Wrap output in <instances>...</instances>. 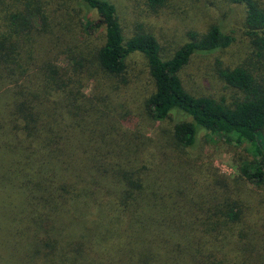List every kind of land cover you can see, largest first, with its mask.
Wrapping results in <instances>:
<instances>
[{
    "label": "trees",
    "instance_id": "obj_1",
    "mask_svg": "<svg viewBox=\"0 0 264 264\" xmlns=\"http://www.w3.org/2000/svg\"><path fill=\"white\" fill-rule=\"evenodd\" d=\"M167 2L146 5L156 12ZM217 2L240 9L253 54L251 63L217 70L235 92L230 102L196 96L180 77L192 57L233 45L222 19L190 31L164 59L151 33L124 36L108 0H0V84L5 75L20 82L7 93L10 131L0 151L5 261L228 264L230 246L264 251L263 209L242 203L239 195L248 186L264 187V0ZM34 47L45 58L65 56V67L41 63L36 78L26 80L21 56L32 58ZM132 54L145 59L153 83L144 112L168 125L153 152L144 145L151 140L119 131L112 112ZM88 80L96 83L92 98L83 92ZM200 132L245 147L232 185L216 171L203 184L193 178L200 166L183 154L196 147ZM33 156L44 181L30 187L21 167Z\"/></svg>",
    "mask_w": 264,
    "mask_h": 264
},
{
    "label": "rangeland",
    "instance_id": "obj_2",
    "mask_svg": "<svg viewBox=\"0 0 264 264\" xmlns=\"http://www.w3.org/2000/svg\"><path fill=\"white\" fill-rule=\"evenodd\" d=\"M108 1L116 8L124 36L129 38L134 31L138 30L151 33L157 39L161 56L164 59L171 57L179 46L188 41L187 34L190 31L205 30L211 23L222 19L226 28L231 30L235 37L233 45L224 51L192 57L189 64L181 71L180 77L186 90L196 96L224 98L227 102L233 99L235 92L219 78L217 70L220 67H234L243 62L251 63L253 60L250 40L245 35L240 9H224L226 7L223 5L218 6L217 0H168L163 8L154 12L147 7L146 0ZM211 1L214 3L211 4ZM216 7L219 9H214ZM94 35L99 36V33ZM31 52L33 59L27 55L21 56L26 69V80L36 78V68L41 63L54 62L64 67L66 65L65 56L54 55L53 58H45L40 55L37 47H34ZM126 65V82L120 85L118 105L115 112L112 111L115 123L119 131L127 130L143 142L146 139L151 140L144 145L153 152L155 142L164 141V132L167 135L168 125L153 122L144 112L143 99L153 90L145 59L140 54H132L127 58ZM16 77L5 75V84H0V151L3 149V143L8 140L10 131L8 107L11 98L7 96V93L13 92L14 86L20 83L15 82ZM25 79H21L22 84L27 85L28 89L31 88L32 83L26 82ZM95 87L96 83L93 80L84 82V94L92 98L97 94ZM120 113L124 116L121 117ZM183 156L192 159L200 166L193 174L198 184H203L205 177L216 171L217 175L224 177L223 179L232 185L239 174L238 167L245 162L246 152L244 146L229 145L218 135L200 132L196 147L192 151H186ZM37 158L34 156L28 160L22 158L24 161L21 167L22 180L28 181L30 187L33 183L44 181V170L40 172ZM239 195L242 196L240 199L242 203L247 200L248 204L255 208L261 207L264 213V187L251 188L248 186V192L239 193ZM255 244L258 245V240H255ZM228 249V264H261L263 261L261 256L264 255V251L258 249V246L252 248L245 243H239ZM7 252L2 254L0 251V264H9L8 260L7 262L4 260V255H8Z\"/></svg>",
    "mask_w": 264,
    "mask_h": 264
}]
</instances>
